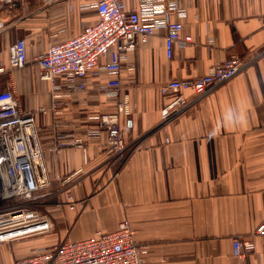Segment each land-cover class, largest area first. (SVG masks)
Instances as JSON below:
<instances>
[{
	"label": "crops",
	"instance_id": "crops-1",
	"mask_svg": "<svg viewBox=\"0 0 264 264\" xmlns=\"http://www.w3.org/2000/svg\"><path fill=\"white\" fill-rule=\"evenodd\" d=\"M24 1L0 5V61L7 63L11 42L29 43L27 66L1 74L0 91L13 90L21 108L32 111L51 105L50 84L40 79L35 58L50 43L94 24L97 14L84 8L93 0H50L55 6L46 12L15 16ZM180 1L189 8L183 33L193 44L176 48L167 59L160 31L123 63L131 100V115L121 119L124 160L108 152L106 130L91 137V129L100 128L92 117L115 111L99 72L90 76L87 92H59L62 115L39 113L49 186L39 191L34 207L50 218L52 229L0 244V264H14L65 239L116 231L124 219L146 247L143 264L242 263L233 255L232 239L252 237L264 220V0ZM232 55L249 64L200 98L186 91L193 103L172 121H162L161 109L173 97L161 95L162 85L200 77ZM59 140L80 141L82 147L57 156ZM255 242L246 264H264V237Z\"/></svg>",
	"mask_w": 264,
	"mask_h": 264
},
{
	"label": "built area",
	"instance_id": "built-area-1",
	"mask_svg": "<svg viewBox=\"0 0 264 264\" xmlns=\"http://www.w3.org/2000/svg\"><path fill=\"white\" fill-rule=\"evenodd\" d=\"M22 0H0V5H15ZM84 8L94 9L97 21L84 24L82 31L65 40L50 43L35 58L40 79L51 87L50 107L37 110L21 108L20 100L11 89L0 91V244L49 232L50 218L34 207L38 193L49 186L43 165V149L39 142V113L64 112L59 100L62 89L66 95L87 92L88 81L97 71L106 78L104 90L115 100V111L92 117L100 128L91 129V137L108 134V152L118 160L126 158L127 144L121 129V119L131 115V100L125 89L123 63L142 45H147L160 31L164 32V49L172 59L175 49L193 44L191 35H184L183 20L189 8L180 0H93ZM264 28V15L261 18ZM4 26L0 22V29ZM65 32V29L61 30ZM57 37L58 34H55ZM7 63L0 61V75L24 69L29 62V43L25 38L11 42ZM249 62L232 55L214 64L209 71L193 79H174L160 87L162 96L172 93L171 101L163 105L161 117L170 122L179 111L191 105L185 92L191 90L197 98L214 87L237 76ZM82 142L59 140L57 156ZM73 207V196H69ZM264 237V220L257 225L252 237H234L233 255L246 264L247 256L256 251L255 238ZM146 247L133 236L130 221L124 219L113 232H97L83 240L65 239L50 249H38L31 256L14 264H143Z\"/></svg>",
	"mask_w": 264,
	"mask_h": 264
},
{
	"label": "rangeland",
	"instance_id": "rangeland-1",
	"mask_svg": "<svg viewBox=\"0 0 264 264\" xmlns=\"http://www.w3.org/2000/svg\"><path fill=\"white\" fill-rule=\"evenodd\" d=\"M24 3L21 12L17 15L15 14V16L19 17L25 13L26 17H32L33 15L46 12L49 9L48 7L55 6L50 0H25Z\"/></svg>",
	"mask_w": 264,
	"mask_h": 264
}]
</instances>
